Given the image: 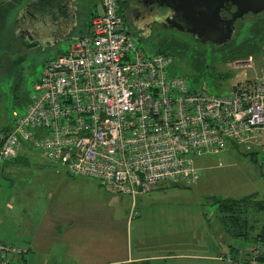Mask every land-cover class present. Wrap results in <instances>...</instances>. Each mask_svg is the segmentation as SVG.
<instances>
[{
  "label": "rangeland",
  "instance_id": "374dc122",
  "mask_svg": "<svg viewBox=\"0 0 264 264\" xmlns=\"http://www.w3.org/2000/svg\"><path fill=\"white\" fill-rule=\"evenodd\" d=\"M32 1L0 0V31L17 32L16 20ZM72 4L75 14L70 11L66 16L56 10L47 12L43 21L42 17L33 20L29 27L36 29L35 25L38 30L32 29L34 37L27 39L33 44L17 32L13 48L0 53V131L11 128L15 118L25 111L46 60L68 51L75 38L89 30L95 9L102 10L100 0H73ZM120 7L137 45L148 54L171 53V72L188 76L191 87L228 93L238 80L263 72L264 42H258L250 56L236 57L228 46L197 40L189 32L165 23L159 15L132 14L125 0L120 1ZM41 8H35L37 16ZM256 17L264 18V10L236 20L232 46L248 37ZM74 19L68 32L56 39L60 21L66 28ZM226 72L231 74L227 76ZM21 147L18 160L0 162V217L6 223L0 231L20 235L17 244L31 239L41 247L40 252L48 248L46 242L58 248L62 241L50 231V224L56 221L59 209L73 205L78 211L85 206L95 214L94 235L89 238L94 248L107 249L98 251V259L115 260L107 264H245L240 259L232 263L227 257H233L237 247L249 251L259 244L264 251V207L250 205L242 213L241 218L247 220L248 232H244L245 226H233L215 200L254 194L255 199L264 202V163L241 147L228 145L218 152L196 156L201 167L196 182L159 185L138 194L135 203L131 194L112 191L94 178H88L92 184L79 180L87 177L73 176L29 141L22 140ZM75 190L83 193L78 202L69 196ZM13 195L21 198L22 205L10 209L7 199ZM233 228L244 234H234Z\"/></svg>",
  "mask_w": 264,
  "mask_h": 264
},
{
  "label": "built area",
  "instance_id": "2783aa9c",
  "mask_svg": "<svg viewBox=\"0 0 264 264\" xmlns=\"http://www.w3.org/2000/svg\"><path fill=\"white\" fill-rule=\"evenodd\" d=\"M100 1L89 31L46 60L25 111L0 133V162L26 140L70 174L133 196L161 183L193 184L196 156L228 145L264 163V68L228 93L191 87L171 72V53L137 45L118 0ZM249 250V264H264L259 244ZM18 251L0 241V264H35ZM238 259L246 261L242 250Z\"/></svg>",
  "mask_w": 264,
  "mask_h": 264
},
{
  "label": "crops",
  "instance_id": "0c3cea01",
  "mask_svg": "<svg viewBox=\"0 0 264 264\" xmlns=\"http://www.w3.org/2000/svg\"><path fill=\"white\" fill-rule=\"evenodd\" d=\"M95 10H98V9H95ZM75 20L76 19H74V21ZM74 23L75 22H73V24ZM73 24H71L70 26L66 28L64 27L63 30L60 31V33L54 34L56 39L58 37H62L63 35H65L68 32V30L71 28V26H73ZM89 29H90V26H89ZM21 150H22V147L20 148L18 155L12 160L14 159L18 160L20 158ZM50 161L53 163H57L52 160ZM66 171L68 170L66 169ZM57 172H60V171L57 170ZM57 176H59L60 179L62 178L61 175H57ZM75 176L87 177L86 179L84 178V179H79V180H84L85 182H88V183L92 181L90 180L92 177H89V176H85V175H75ZM110 190L113 191L114 189H110ZM116 192H119V191H116ZM61 193L65 194V190H63V192L61 191ZM127 194L130 195V193H127ZM69 196H71L78 202L82 199L83 193L75 190L73 192H70ZM131 196L133 198V203H135V198L137 196L136 197H134L133 195ZM7 203H9L10 209L14 208L15 206L22 205L21 198L18 195H13L9 197L7 199ZM76 208L72 205L69 208L66 207L65 210L59 209L56 221L50 224L51 225V227H49L50 231H52L53 234L55 236H58V239L62 241L61 243H58L59 247L56 249L49 247L51 246V242H46L48 248H45L43 252H40L41 247L38 245L36 241H33L31 239L23 244H17V242L15 241H17V239L20 238V235L16 236L14 235V233H12L11 235L9 234L8 231L6 232L0 231V240L7 242L9 244L12 243L13 247H16L19 249L18 251L19 257L25 258L27 261L30 260L31 262L35 264H40L44 261H50L53 263H62V264H107V263H110L111 261H115V260H110V259H106V260L98 259V251L103 250V249L101 247L94 248L93 241L91 240V238H89L92 235H94L93 233L94 224L93 223H94L95 214L92 212V209H89L85 206L82 210H79V211L76 210ZM5 225H6L5 218L2 216L0 217V227L4 229L6 227ZM36 229L37 227H34V230ZM103 245H106V243ZM62 250H65V251L62 252ZM69 251L72 254H70L69 256L65 255L66 253H69ZM106 251L107 249L103 251H99V252H106ZM75 252H76V255H74ZM40 255H44V256H40Z\"/></svg>",
  "mask_w": 264,
  "mask_h": 264
},
{
  "label": "water",
  "instance_id": "95a60500",
  "mask_svg": "<svg viewBox=\"0 0 264 264\" xmlns=\"http://www.w3.org/2000/svg\"><path fill=\"white\" fill-rule=\"evenodd\" d=\"M58 1L64 2L65 6L66 5L68 6L69 4L71 9L70 11L74 12L75 14L74 10L76 8L74 6L73 9V4H72L73 0H58ZM154 1L157 2L158 4L168 6L173 11L172 17L167 18V22L168 23L171 22L172 23L171 25L183 29V26H181L177 22H179V20L182 21L184 20L185 22L191 20V22L196 23L198 26H205V25L208 26L209 29H211L212 31H214L215 29L223 30L224 31L223 35L225 40H229V38H231L235 33V22L238 18L243 17L247 13L257 14L260 11L264 10V0H154ZM229 4L235 5L236 8L232 10L230 17H224L222 11L226 9L229 6ZM37 6L44 7V9L41 8L42 12H40V15L36 17L38 19L39 17H42L41 15H46L47 12L55 13V11L57 10L56 8L58 7V6L56 7L55 4L50 5V3L46 2L45 0H34L30 4L29 8H31V10L33 9V11L37 13V11L35 10V7ZM70 11H68L67 16L70 14ZM62 13L66 15V13L64 12ZM45 17H47V15L44 16L43 18ZM62 30H58V33H60V31ZM33 37L34 36H32V38ZM25 38L30 39V37H25Z\"/></svg>",
  "mask_w": 264,
  "mask_h": 264
},
{
  "label": "trees",
  "instance_id": "16d2710c",
  "mask_svg": "<svg viewBox=\"0 0 264 264\" xmlns=\"http://www.w3.org/2000/svg\"><path fill=\"white\" fill-rule=\"evenodd\" d=\"M120 1H124V0H118L119 6H120ZM119 10H120L121 14L124 15L123 9L121 7L119 8ZM94 12H93V14H94ZM93 14H92V16H93ZM91 19H92V17H91ZM90 24H91V22H90ZM242 25H243V23H242ZM242 25L240 26V28H242ZM15 33H16V31L14 32L12 30H8L5 33L3 31H0V53H5L6 50H10V49L13 48V46L15 45V43H14ZM233 37H235V36H233ZM233 39L234 38H232V40ZM231 42L232 41L230 40L229 42H227V43H225L223 45L228 46V49L231 50L233 52V54L236 55V57H241V55H243V54L245 56L246 55L247 56H250L251 53H252V51H253V49H255V46L258 45V42H260V43L261 42H264V18L256 17L251 22L250 29H249V35H248V37H246L245 39H243V41L240 44H238L236 46H232L233 44ZM28 44H33V42H28ZM223 45H220V46H223ZM2 55L3 54H1L0 57ZM230 74L231 73H229V72L228 73L227 72L225 73V75H227V76H229ZM30 96H31V92H30V95H29V97H28V99L26 101L25 108H26V106H27V104H28V102L30 100ZM9 129L10 128H7L6 130H9ZM6 130H4V131H6ZM1 132H3V131H0V133ZM233 147H239V146L238 145H233ZM245 152L246 153H249V154H252V156H255L256 155L257 160H259V157H258V153L257 152H249V151H245ZM17 155H18V153H17ZM16 156H14V157H12L10 159L12 160ZM10 159H7V160H10ZM171 183L177 184V183H180V182H171ZM171 183H161L159 185H163V184H166L167 185V184H171ZM159 185H156V186H154L152 188H155V187H157ZM151 189H149V190H151ZM144 192H146V191H144ZM144 192H141V193H144ZM141 193H139V194H141ZM136 196H134V197H136ZM215 200L218 203L219 208L222 211L226 212L227 213V216L230 217V220L232 221V225L233 226H238V225L245 226L244 232H248L247 231V225H245V222L247 223V220L244 219V217L241 218L242 217V213L244 211H246L247 208L250 205L256 206V208H263L264 207V202L255 199V195L254 194L253 195L243 196V197H225V198L218 197ZM232 231L236 235L244 234L243 230H238L237 228H233ZM256 239H259L258 236L256 237ZM2 242H4V241H2ZM4 243H7V242H4ZM7 244H9V243H7ZM235 250L237 252H240V250H242V249H240V247H237ZM236 253L233 256L235 258V260L238 259L236 257ZM242 255H243V258L246 259L245 262L247 264H249V259H250V255H251L250 250L249 251L242 250ZM20 259L22 261L28 262L25 258H21L20 257ZM258 259L260 261H263L264 262V253H263L262 250H261V252H260V254L258 256Z\"/></svg>",
  "mask_w": 264,
  "mask_h": 264
},
{
  "label": "flooded vegetation",
  "instance_id": "af4514ba",
  "mask_svg": "<svg viewBox=\"0 0 264 264\" xmlns=\"http://www.w3.org/2000/svg\"><path fill=\"white\" fill-rule=\"evenodd\" d=\"M46 2H49L50 5H54L57 7V10H60L61 12L66 13V16L68 14V11H70V6L68 4V6L64 5V2L62 1H58V0H45ZM33 2V1H32ZM31 2V3H32ZM123 2V1H122ZM27 5V7H24L20 16L18 17V19L16 20L17 22L16 24V29L17 32L19 33V35L23 36V40L25 42H30L27 40V38L25 37H30L32 38L33 34H32V29H30L29 25L33 22V20H35V18L37 17V15L35 14V11H33V9L31 10V8H29L30 4ZM44 6V5H42ZM65 6V8H64ZM125 7L128 10H131V13L136 15V16H140L142 13H148L151 15H159L163 21L169 25H171V22H167V18L168 17H172L173 15V11L166 5H161L158 4L157 2H155L154 0H125ZM36 8V7H35ZM236 7L235 5L229 4V6L224 9L222 11V14L224 17H230L232 10H234ZM69 9V10H68ZM43 18V16H42ZM37 19V18H36ZM45 18L41 19L42 21ZM22 22L24 24H22ZM179 23L181 26H183V31L189 32L195 39L200 40V41H211L215 44L218 45H222L224 43L229 42L230 40H232L233 36L231 38H229V40H225L224 38V31L220 30V29H215L214 31H212L211 29H209L208 26H198L196 23L191 22V20L189 21H182L179 20ZM42 27L39 26L38 28ZM221 27V25H220ZM33 29L38 30L37 26L34 25ZM64 27L62 26V23L60 22V25L58 26V30H62ZM211 30V31H210ZM235 31H236V22H235Z\"/></svg>",
  "mask_w": 264,
  "mask_h": 264
}]
</instances>
